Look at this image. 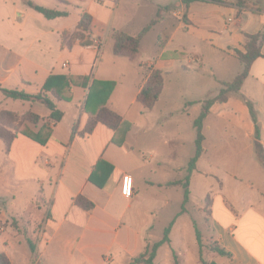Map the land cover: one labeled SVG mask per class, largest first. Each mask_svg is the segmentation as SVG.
Masks as SVG:
<instances>
[{"label":"crops","instance_id":"1","mask_svg":"<svg viewBox=\"0 0 264 264\" xmlns=\"http://www.w3.org/2000/svg\"><path fill=\"white\" fill-rule=\"evenodd\" d=\"M31 1L64 14L47 18L24 0H0V111L16 114L20 118L15 123L22 120L32 133L44 123L50 135L42 144L16 132L7 149L0 139V233L9 230V235L22 241L17 250L0 236V251L11 264H142L132 259L149 244L146 235L154 217L153 202L143 200V191H156L184 178L179 175L182 171L185 175L195 152L193 121L203 101L218 92L221 81H231L241 71L236 51L245 52L246 35L264 32V0L249 1L242 8L235 0H193L187 7L182 0H155L158 12L177 21L163 27L167 34L158 54L138 63V51L133 59L113 51L115 32L136 35L141 31L129 30L132 12L122 10L116 16L106 1L97 0ZM82 12L91 16L90 31L77 38L74 32ZM164 14L156 22L166 23ZM96 38L102 42L98 56L91 46ZM175 38L178 50L169 48ZM192 48L199 52L188 57ZM260 52L239 93L210 106L202 126L204 151L189 180V196L195 183L209 186L199 197L210 196L208 221L225 251L218 254V264H264V166L260 160L264 157V40ZM185 61L190 65L205 61L213 76L211 86H199L195 98L178 103L179 117L167 108L161 118L149 119V112L160 103L165 80L178 64L184 69ZM152 69L161 70L164 82L157 102L147 109L137 95ZM52 74L70 75L76 81L70 86L69 100H54L63 112L58 122L50 119V110L42 102L14 99L2 91L37 94ZM81 77L88 78L87 86ZM92 79L115 82L106 104L129 124L127 132L97 123L90 133L81 134L89 118L82 106ZM120 80L124 84L113 95ZM246 100L252 103L255 120ZM30 112L39 115L38 122L21 119ZM2 125L9 127L7 122ZM132 127L140 132L138 138L131 136ZM99 159L113 166L103 187L88 180ZM232 160H239V167L221 168L224 161ZM123 174L133 179L129 198L120 191ZM168 174L177 177L168 178ZM76 197L91 202L92 208L77 204ZM180 217L192 226L185 212L176 216L169 243L160 246L166 250L167 264H173L172 250L179 248L173 244V231L180 233ZM21 224L30 225L29 230Z\"/></svg>","mask_w":264,"mask_h":264},{"label":"trees","instance_id":"2","mask_svg":"<svg viewBox=\"0 0 264 264\" xmlns=\"http://www.w3.org/2000/svg\"><path fill=\"white\" fill-rule=\"evenodd\" d=\"M30 7L34 8L36 11L42 13L47 18H54L56 16L63 15L62 11H58L55 9H49L38 5L31 0H24ZM193 0H182L185 7L189 5V3ZM201 1H213L220 2L221 0H201ZM249 2V1H248ZM248 2L246 0H235V4L242 8L246 7ZM90 23L91 16L85 12L80 13V19L76 26V31L74 32V37L83 38L85 32L90 31ZM147 30L146 28L142 29L136 35H129L125 32H115L114 38L115 43L113 46V51L116 55L126 56L129 59H133L138 51L140 41ZM247 41L245 44V52L236 51V56L242 63V69L238 72L235 77L228 82L221 81V86L218 89V92L212 96L206 98L201 107V111L199 115L194 119L193 126L196 131L195 136V152L193 156L188 160L185 167V175L181 180H173L167 183V185L171 184H180L183 189V204L189 198V180L191 172L195 169L196 163L204 151L202 146L203 142V133L202 126L203 120L209 112L210 106L216 101H225L230 93H239L240 86L242 84L243 79L247 76L249 67L252 61L261 56L260 52V44L262 40H264V32L256 33V34H247ZM80 82L83 86H87L88 78L81 77ZM163 73L159 69H152L150 74L143 84L141 90L137 95V100L142 104L144 108L150 109L157 102L159 95L163 88ZM73 77L66 74H52L47 77L43 85L41 86L40 91L37 94H27L23 91L15 90V89H2L4 94L7 97H11L14 99H22V100H38L45 104L47 108L50 110V119L53 122H58L61 120L63 116V112L56 108L54 100H69L70 99V86L75 84ZM115 82L112 80H97L92 79L90 84L88 85V92L86 94L82 110L89 115L88 121L84 128L81 131V134L90 133L97 123H103L109 128L115 131H123L127 132L129 124L123 120V118L111 110L107 105V100L114 88ZM246 103L249 107L252 118L255 120V113L252 106V103L249 100H246ZM29 118L31 122H38L40 119L39 115L34 113H27L26 116L22 117ZM16 114L10 111H0V139H2L5 143L6 149L9 147V144L14 137L16 132H22L29 136L30 138L44 144L47 138L50 135V128L47 127L44 123L40 125L39 129L36 133L30 132L25 126L22 125V120H18ZM7 122L8 126H3L2 124ZM73 133V132H72ZM258 136V134L256 135ZM258 147V145H257ZM261 163L264 166V157L261 155L260 157ZM113 171V166L109 162L99 159L95 165L92 167L91 173L88 177V180L95 184L98 187H103L107 182L109 176ZM208 200V197H206ZM75 202L79 205H82L86 209H91L93 204L89 201L84 200L82 197H76ZM185 212L184 205L181 206V210L179 213L182 214ZM209 214V213H208ZM176 216L169 222L168 226L164 229L163 236L153 242L152 244H148L145 249L136 257L132 259L133 263H142V264H155L154 259L156 257V253L158 248L165 244L169 243V233L171 230V226L174 223ZM195 227V238L196 242L199 246V260L200 264H215L213 262H207L203 256L201 255V234L198 229ZM27 243L31 250L34 249L30 240H27ZM214 250L218 254H225V251L218 246L213 247ZM172 261L173 264H181L176 256V253L172 250ZM0 264H11L7 255L0 251ZM216 264H218L216 262Z\"/></svg>","mask_w":264,"mask_h":264},{"label":"rangeland","instance_id":"3","mask_svg":"<svg viewBox=\"0 0 264 264\" xmlns=\"http://www.w3.org/2000/svg\"><path fill=\"white\" fill-rule=\"evenodd\" d=\"M246 1H251L253 4H256V2L259 0ZM105 3L109 5L110 9L112 8L115 10L116 16L120 14L122 10L133 13V20L128 23L130 31H134L137 33L147 26V30L144 33L139 44V54L135 60L136 63H138L139 60H147L148 58H152L153 56L158 54V52L160 51L159 43L165 40L167 34V30L163 27L168 23H172L174 25L177 21L174 17H169L167 13L164 14V11L162 10H159L158 12V5L156 4L155 0H138V2H136V0H117V3L114 7L108 1H106ZM162 14L167 17L166 23L156 22L157 20H160ZM177 42L178 40L177 38H175V40L170 43L169 48L178 50ZM198 52V49L192 48L188 52V57H193L194 54H198ZM201 53H203L204 55L205 51H202ZM184 65L186 66L184 69H182L178 64V69L165 80L164 92L162 94L160 103L152 113L149 112V115H151L149 119L153 120L161 118L163 110L167 108H169V110H173L174 117H179L178 112L175 111L177 109L176 106L178 105V103H182L184 99L190 100L195 98L199 86L203 84H205V87L211 86L213 76H211V73L209 71L211 70L210 66L206 64L205 61L202 64L191 65L187 64L185 61ZM120 84H124V82L122 80L118 81L115 94L113 95H116L117 91L120 88ZM212 90L213 93H216V89H214V87ZM179 95L180 97H178ZM160 110L162 111L161 113ZM153 135H155V133H153ZM131 136L138 138L140 136V132L138 131V129L132 127ZM186 151L188 152L189 150H187L186 148ZM180 158L183 161V155H181ZM228 167H239V160L224 161V164L221 168L226 169ZM179 176L182 178L184 176V172L182 171ZM176 177L177 175L168 174V178ZM208 187L209 186L207 184L205 185L203 183H195L193 193L190 194L188 200L184 204L183 189L181 185H164L158 188V190L156 191H143V200L148 201V203L150 200H152L153 202L150 207V210H152V212L154 213L152 228L146 235L149 238V245L159 240L163 236L164 229L181 210V206L184 205L185 213L189 215L192 226L188 224V222H183V220H185L184 217L186 216L180 217L177 220V226L182 227V229H180V233H178V229H175L173 231V244H175V246H179V248L177 247V249L173 251L176 253L179 262L181 264H197V259L199 260V246L197 242L196 245H193V241L195 238V225L201 234V255L209 263H218L221 257H219L218 253L213 248L218 246L214 233L215 229L214 226H212L208 221L210 196H206L208 197V200L206 199V197L203 200L199 197L203 190ZM161 196H163V198H161ZM163 202L166 203L162 204ZM20 226L27 228V230H29L30 227V225L28 224H21ZM0 236L5 238V240L9 242L8 244H13L14 249L18 250V248L20 247L19 242L22 241H20L18 236L9 235V230L0 233ZM165 253L166 250L164 249V247L158 248L155 264H167V256Z\"/></svg>","mask_w":264,"mask_h":264},{"label":"built area","instance_id":"4","mask_svg":"<svg viewBox=\"0 0 264 264\" xmlns=\"http://www.w3.org/2000/svg\"><path fill=\"white\" fill-rule=\"evenodd\" d=\"M97 1H99V2L108 1V2L112 3L113 5H115L117 2V0H97ZM91 46L94 48L96 55L98 56V54L101 51V47H102L101 40L97 39V38L94 39ZM120 191H121L122 196H124L126 198H129L133 195V179H132V176L130 174H123L121 176ZM0 228H2V225H0Z\"/></svg>","mask_w":264,"mask_h":264}]
</instances>
